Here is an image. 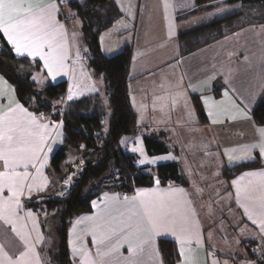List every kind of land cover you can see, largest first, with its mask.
<instances>
[{
    "label": "crops",
    "instance_id": "1",
    "mask_svg": "<svg viewBox=\"0 0 264 264\" xmlns=\"http://www.w3.org/2000/svg\"><path fill=\"white\" fill-rule=\"evenodd\" d=\"M112 1L117 5L121 17L111 27L100 33L99 47L102 54L107 57L119 53L125 46H131L132 48L128 94L130 105L136 115L138 132L134 136H126L123 139L126 138L129 141L128 147L130 148L134 146L132 142L139 138L146 159L152 162L140 165L138 163L139 154L128 151L120 143L122 151L133 156L137 165L147 170H152L156 166L166 163L178 164L177 161L180 160L176 148H172V151L168 149L165 154L154 156L147 153L143 138L145 136L163 135L165 136V143L172 140L176 147L179 143L184 145L185 143L194 144L196 141L200 142L201 140L207 141L211 144L209 149L214 151L217 157L220 158L221 163L217 168V183L212 186V189L208 188L205 181H190L185 178V185L168 184L162 186L157 184V180H155L153 186L136 188L129 195H120L118 192L107 190L101 193L97 199L92 201L91 211L75 217L68 227L67 247L72 263L79 264V257H73L69 247V232L77 219L92 216L100 217L108 213L118 214L125 207L123 197H131L138 190L166 191L170 188H180L186 193V199L191 202L190 207L194 213L193 220L197 223L201 234V243L197 245L193 242L191 245L198 264H260L256 250L253 253L250 252L251 254L249 252L243 254L239 247L241 238L239 244H233L234 247L232 248H225L223 244L225 221L233 229L241 224L248 225L254 230V234L255 232L260 234L264 242V235L260 233V229L251 223L244 214V209L237 205L235 190L232 185L233 180L241 177L246 172H264V166L232 176L230 168L241 163L237 161L230 165L225 156L226 150L238 149L244 144L255 142L257 136L256 129L253 127L254 121L240 118L233 120L230 118L229 113L220 111L217 116L223 123L213 124L205 108L204 101L210 98V102L219 103L223 101L225 105H228L229 100H232L236 102L239 108L243 109L244 104H240V100H243L248 105L247 110L250 113L263 96L264 3L220 0L214 3L196 5L195 0H168L170 7L167 19H165L163 0ZM66 4L61 3L59 5L60 11L57 19L64 25L70 44L72 34L77 33L76 47L80 50L81 60L75 65L72 64L71 59L67 61L69 66L68 75H59L55 81L47 76L46 71L43 72L41 74L43 84L39 85L66 82V97L71 86L72 100L98 95L101 103L106 107L108 99L104 97L105 94L107 95L105 82L102 77L94 75L88 68L83 47L85 43L82 23L80 19L72 15L73 12L68 6L67 16H65L64 6ZM239 17H244V22H240ZM169 25L173 26V35L171 36H169ZM204 26L210 27L197 37L198 42L202 43L203 46L189 53H184V41L182 40L184 38L182 35ZM219 32H221L220 36H217L213 42L204 45L209 42L207 39L209 36L212 37L211 34L214 35ZM4 40L7 43V40ZM9 47L11 48L10 45ZM75 53L76 48H72L70 53L72 58H75ZM27 59L31 60L30 58ZM35 62L40 65V70L33 75L40 73L42 66L38 58ZM72 68H75L74 73ZM226 79L227 83L225 82ZM162 84L164 87H161ZM8 86H10V90L14 89L9 83ZM176 92H182L183 97L173 106L171 96ZM225 92L228 93V97L224 96ZM158 96L168 97L167 107L164 111L160 110L161 102L159 101L156 103L155 108L153 106L154 99ZM193 96L198 98L200 102L206 116V123L202 124L198 121L192 105ZM189 111L194 113L191 118L188 115ZM53 122L59 123L60 121ZM50 131L53 132V139L56 143L53 145V151L48 154L49 158L43 170L44 175L47 177L55 151L62 148L64 144L63 125L62 128L50 129ZM56 132H59V135H56ZM169 156L171 158L162 159ZM255 160H259L264 164V159L260 157L258 150H253L252 158L246 162ZM247 179L250 178L246 177L245 180ZM49 184L50 180L48 178L44 191L39 193L33 191L31 199L27 195L21 198L23 210L19 212V215L24 219L17 222L18 227L26 225L25 230L27 232L32 229L33 220H35L37 231L43 237L42 241L36 245L42 264H45L42 257L49 253L43 252L49 246L47 234L42 228L43 215L41 212L27 208L25 202L43 194ZM105 194L109 197L118 195L120 202L105 201ZM206 199L215 201H212L209 205ZM94 202L96 207L93 206ZM102 209L104 211H101ZM226 209L230 212V217L227 219L224 216ZM28 211L33 214L31 218L26 215ZM79 227H83V225L78 226V229ZM31 234L34 240L36 233L32 232ZM72 238L75 242V233ZM160 239L173 241L179 256V246L170 235H162L156 238L155 247L158 251ZM84 243L91 250L92 255L95 256V249L91 247V237H85ZM0 244H3L9 254L13 256L18 255L23 247L19 239L12 233L11 226L5 225L3 221H0ZM124 257H128L127 245L120 249V253L114 254L112 264H125ZM144 259L146 262L148 261L147 254L144 255ZM159 259L162 261L160 252ZM177 264H180L179 259Z\"/></svg>",
    "mask_w": 264,
    "mask_h": 264
},
{
    "label": "snow or ice",
    "instance_id": "2",
    "mask_svg": "<svg viewBox=\"0 0 264 264\" xmlns=\"http://www.w3.org/2000/svg\"><path fill=\"white\" fill-rule=\"evenodd\" d=\"M67 2L68 0H0V34L7 40L15 56L30 58L34 62L38 58L42 65L40 73L31 76L33 83L43 84L41 74L45 71L53 81L59 75H68L67 61L71 59L75 65L81 60L80 50L76 47L77 33L72 34L70 44L64 25L57 19L59 5ZM163 7L167 19L170 7L168 0H163ZM171 35L173 26L169 25V36ZM72 48H76L75 58L70 54ZM72 72H75V68H72ZM225 82L227 83V79ZM33 95L38 101V94ZM224 96L228 97V93L225 92ZM182 97V92L173 94L172 105ZM67 99H73L71 86ZM167 99L166 96L156 97L154 108L159 101L160 110L164 111ZM204 104L213 124L223 123L217 116L220 111L229 113L233 120H251L248 105L243 100H240V104H244L243 109L232 100L225 105L223 101L210 102L209 98ZM188 115L191 118L194 113L189 111ZM253 127L257 136L255 142L225 151L230 165L237 161L246 162L252 158L253 150H258L260 157L264 159V127H257L255 123ZM58 128H62V121L54 123L44 113L37 115L27 110L15 98L14 89L10 90L7 80L0 76V221L11 226L12 233L23 246L18 255L13 256L0 244V264H42L36 245L43 237L37 231L35 220L32 229L27 232L26 225L18 227L17 222L24 219L19 215L23 210L21 198L27 195L31 199L33 191L42 192L47 186L48 177L43 170L48 154L53 151L56 143L50 129ZM132 143L134 146L129 148V141L126 138L121 140L128 151L139 154L140 165L151 163L145 157L139 138ZM80 147L83 149L85 146ZM168 158L171 157L162 159ZM246 177L250 179L245 180ZM70 180L71 177L64 183L68 184ZM156 183L159 184V180ZM232 185L237 205L244 209L247 218L264 235V172H246L233 180ZM104 199L120 202L118 195L109 197L105 194ZM123 204L125 207L118 214L81 217L75 221L69 232V247L73 257H79V264H112L114 254L120 253L125 245L128 251V257L123 258L125 264H162L155 247L156 238L162 235H170L175 239L179 246L180 264H198L191 245L193 242L197 245L201 243V234L193 220L191 202L186 199L183 189L138 190L131 197L124 196ZM93 206L96 207L95 202ZM26 215L31 218L33 214L28 211ZM81 225L83 227L78 229ZM32 232L36 233L34 240ZM74 233L75 242L72 238ZM87 236L91 237L95 256L84 243ZM145 254L148 256L147 262Z\"/></svg>",
    "mask_w": 264,
    "mask_h": 264
},
{
    "label": "trees",
    "instance_id": "3",
    "mask_svg": "<svg viewBox=\"0 0 264 264\" xmlns=\"http://www.w3.org/2000/svg\"><path fill=\"white\" fill-rule=\"evenodd\" d=\"M214 1L218 0H195V3L201 5ZM240 1L264 3V0ZM68 5L74 17L80 19L82 23L88 68L105 82L107 107L103 106L98 95L65 100L66 82L46 85L33 83L31 76L40 70L39 64L27 58L16 57L0 34V76L14 88L17 100L37 115L44 113L49 119L62 121L64 144L55 151L50 167L59 172L61 163L67 159L68 149H71V157L77 158L73 166L81 168V174L74 179L71 188L62 198L53 197L57 189L49 188L44 194L25 202L27 208L45 214L46 219H42V228L46 234L47 230L52 228L51 223L49 226L47 223L50 215L53 214L57 218V226H54L56 241L51 249L55 253L52 264H73L67 247V229L75 217L91 211L92 200L98 198L105 190L129 195L136 188L153 186L155 180H159L162 186L186 184L178 164L158 165L153 169L152 176L146 173L145 168L138 167L133 156L125 154L121 149V140L138 132L136 115L130 105L128 94L132 48L125 46L119 53L107 57L102 54L99 47L100 33L121 17L117 5L112 0H71ZM209 27H200L182 35L184 53L203 46L197 37ZM220 34L221 32L217 36ZM207 40L209 42L204 45L213 42L215 38ZM34 93L38 94V101L35 100ZM62 104L65 105L60 112ZM192 105L199 123H206V116L198 98H192ZM250 115L257 126L264 127V94L250 111ZM104 120L108 121L107 133L104 132ZM143 140L146 151L151 156L168 152L163 135L145 136ZM81 145L85 147L81 149ZM263 166L259 160H255L230 169L232 176H235L243 171ZM47 248L43 252H49L50 249ZM158 249L163 264H177L179 256L173 241L160 239ZM257 259L260 264H264V249Z\"/></svg>",
    "mask_w": 264,
    "mask_h": 264
},
{
    "label": "rangeland",
    "instance_id": "4",
    "mask_svg": "<svg viewBox=\"0 0 264 264\" xmlns=\"http://www.w3.org/2000/svg\"><path fill=\"white\" fill-rule=\"evenodd\" d=\"M69 1H71V0H68V2ZM218 1H220V0H218ZM68 2L64 6L65 16H67V11H68L67 6L69 7ZM214 2H216V1H214ZM214 2H211V3H214ZM239 19H240V22H244V17H241V18L239 17ZM217 35L218 34H214V35H212V37L209 36V38H216ZM82 45H83V42H82ZM83 47H84V51H85V49L87 51L86 46H83ZM86 51L84 52V54H85V59L87 60L88 55H87ZM104 97H107V99H108V96L106 94L104 95ZM193 98H196V97L193 96ZM65 100H67L66 95H65ZM107 103H108V100H107ZM64 105L65 104H62V107L60 108V112L63 111ZM106 107H107V105H106ZM55 122H57V121H55ZM58 122H59V120H58ZM105 128H108V121L107 120H104V132L107 133V131H105ZM166 145H167L168 149L171 151H172V148H176V150L178 152L177 155H178V158L180 160L177 162H178V165L180 166L179 168H180L182 174L184 175V178H186L190 181H193V180L194 181L195 180L196 181H199V180L205 181V184L208 186V188L212 189V186H214L217 183V181H216V178L218 175L217 168H219L218 166H220L221 160L219 157H217V155L214 153V151L209 149L211 147V144L209 142L201 140L200 142L196 141V143H194V144L185 143L184 145H182L179 143V144H177V147H176V145H174V143H172V140H169L166 143ZM71 151H72L71 149H68L67 159L61 163V170L59 172H55L51 167L48 169V178L50 180V184H49V187L47 188V190L45 192H47L49 190V188L50 189H57L53 193L54 195H52L55 198H59V197L62 198L63 196H65L67 194V192L69 191V189L71 188L74 179L78 178V176L81 174L80 173L81 168L78 166H73V164H75V161L77 160V158L71 157V153H72ZM67 165L68 166L70 165V166L68 167ZM138 167H140V166L138 165ZM145 170H146L147 174L154 176L153 169L152 170L145 169ZM69 177H71L70 182L68 184H65L64 181L67 180ZM118 194L123 195L124 193L118 192ZM211 196H213V195H211ZM42 199H43V197H42ZM95 199H97V198H95ZM206 201L209 202V205H211V202L215 201V200L206 199ZM91 204H92V202H91ZM39 212H41V211H39ZM41 214L44 215V218H42V219H46L45 214L43 212H41ZM227 214H228V216H227ZM224 216L226 219L230 217V212L228 209L225 210ZM50 217L51 218L47 222L48 226H49V223H51L50 226H52L51 230L50 229L47 230L48 244H49L48 248L50 249V251H49V254L42 257L45 264H52L51 263L52 258L55 255L54 250H51V249H52V243H55V241H56L55 227L54 226H57V218L53 214H51ZM220 220H219V222H220ZM72 221H71V223H72ZM219 226H220V224H219ZM224 230H225V232H224L223 244H224L225 248H232V247H234L233 244L238 245L239 239L241 238L239 247L243 251V254L245 252L246 253H248V252L253 253L255 250H256L258 256L260 254H262L261 252L264 249V242H263L260 234H258L257 232H255V234H254L253 233L254 230L252 228H250L248 225L241 224L240 226H235L233 229L230 226V224H228L225 221ZM67 234H68V229H67ZM235 239H236V241H235ZM66 241H67V236H66Z\"/></svg>",
    "mask_w": 264,
    "mask_h": 264
}]
</instances>
